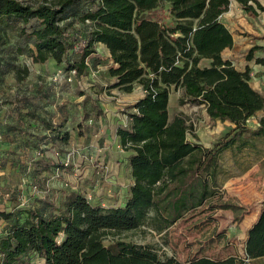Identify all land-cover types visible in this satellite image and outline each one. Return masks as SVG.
I'll list each match as a JSON object with an SVG mask.
<instances>
[{
    "label": "trees",
    "instance_id": "trees-1",
    "mask_svg": "<svg viewBox=\"0 0 264 264\" xmlns=\"http://www.w3.org/2000/svg\"><path fill=\"white\" fill-rule=\"evenodd\" d=\"M78 1L43 0L32 5L0 0V18L22 21L19 33L29 35L28 57L34 63L51 58L81 75L86 73L88 56L102 43L110 59L105 88L129 92L135 83L142 86L144 95L125 111L128 122L116 128L130 167L126 199L103 206L71 190L59 202L34 197L36 205L27 207L21 221L14 217V209L0 211V218L7 220L0 234V264H235L233 255L180 261L150 244L123 238L144 225L149 231L167 230L214 194L222 152L242 149L250 138L264 136V95L250 84L248 68L239 70L222 56L233 44L220 20L230 0H99L81 15L82 21L90 22L81 41L68 31L69 23L61 22L66 9ZM236 1L253 14L263 9L257 0ZM257 47L249 49L248 59ZM16 51L23 49L18 46ZM202 59L207 62L201 64ZM14 60L6 62L8 69L22 79L29 68ZM255 61L264 65V57ZM174 88L181 89L180 104H202L211 119L230 122L229 130L210 147L190 141L187 117L182 113L169 117L168 98ZM258 111L263 114L255 125L248 124ZM244 252L247 259L264 256V193L260 211L246 230ZM33 255L41 261L33 262Z\"/></svg>",
    "mask_w": 264,
    "mask_h": 264
},
{
    "label": "rangeland",
    "instance_id": "rangeland-1",
    "mask_svg": "<svg viewBox=\"0 0 264 264\" xmlns=\"http://www.w3.org/2000/svg\"><path fill=\"white\" fill-rule=\"evenodd\" d=\"M23 2L35 5L43 0H21ZM99 0H79L72 7L66 9L63 14L62 23H69L68 31L76 36L80 41L85 38L87 26L90 22L82 21L81 15L94 7ZM262 4L263 9L257 8L256 14L244 10L237 3L229 6L226 13L223 14V20L232 35L238 41V45L242 42H259L257 52H264V0H257ZM22 21L16 18H0V64H3L4 71L0 67V96L2 103H12L17 101L27 92L31 96L36 93H30L39 85L42 92L51 98L61 99L64 93L73 100L75 91L79 88L86 89L88 105L91 106L93 98L99 100V92L96 86H90L92 75L90 71L77 76L74 71L65 72L60 66L54 67L48 63L35 64L28 57V48L31 46L29 35H21L19 33ZM21 46L22 53H17L16 48ZM252 47V46H251ZM250 47V48H251ZM249 48V49H250ZM248 50L239 49L244 52L238 55L240 58H247ZM100 52L102 51L98 48ZM228 50L224 51V55H228ZM101 54V53H100ZM10 56H17L16 62L19 65L26 64L29 68L28 75H23L22 79H18L14 70L8 69L6 64L11 59ZM101 56V55H100ZM14 60V62H15ZM242 59L237 63L241 65ZM2 65V66H3ZM254 80H257L261 86H264V78L262 72L258 71L254 74ZM64 90L62 94L60 91ZM177 90L172 93L171 103L169 104V117L182 113L187 117V122L191 125L189 136L195 134V130L210 128L208 139L204 140L207 145H212L224 132L231 127L227 123L212 124L206 117L202 106L192 103L180 104L177 99ZM264 95V87H261ZM119 93V94H118ZM33 94V95H32ZM69 94V95H68ZM107 96L111 99L108 103L110 107H118L117 110L123 116L129 104L128 98H125L122 91L116 92L112 90ZM106 96V98H107ZM40 97V96H39ZM124 97V98H123ZM38 96L32 97L31 100H37ZM85 98V97H84ZM119 98V101L117 100ZM78 99V98H77ZM80 100H82L80 98ZM84 100V99H83ZM73 102V101H72ZM123 108L121 110L120 108ZM257 115L248 119V124L255 125ZM79 134L82 136V150L78 156L69 146V154L67 157L65 168L66 179L62 185L66 189L78 191L85 195L91 202H97L103 206L110 204L122 203L123 196H126L125 183L130 178L128 167L125 164L117 165L116 161L107 153L106 149L95 151L94 145L102 144V139L96 137L91 131L93 125H79ZM110 130V129H109ZM86 134H84V132ZM109 134H112L110 132ZM105 136V134H104ZM211 136V137H210ZM96 138V139H95ZM33 163L40 162L39 155L35 152L32 155ZM46 164L48 162H45ZM81 168H79L80 166ZM257 167V168H256ZM44 170L37 165L31 167L29 173L24 170V166H20L19 173H24L26 179L24 184L29 185L31 191V200L17 205L15 216L21 221L25 217V210L34 203V197L47 196L59 202L62 200V192L58 184L57 187H49L46 181L54 180L53 172L46 166ZM219 173L217 175V183L213 185L214 194L204 200V202L184 213L179 217L167 230L162 232L149 231L146 225L135 230L126 232L123 235L125 240H131L142 244H150L167 255H174L177 258H191L195 256H207L214 259H222L233 255L237 257L235 264H264V256L259 258H245L244 252V225L242 217L247 213H251L256 207L257 197L264 188V136L252 137L249 139V145L242 148H231L221 153L219 158ZM56 188V189H55ZM52 189V192H51ZM11 222V221H10ZM7 226V220L0 218V232L4 231ZM111 237L105 238L104 247L110 243ZM242 259V261H240ZM244 259V260H243ZM33 262L39 263L41 260L33 255Z\"/></svg>",
    "mask_w": 264,
    "mask_h": 264
},
{
    "label": "crops",
    "instance_id": "crops-1",
    "mask_svg": "<svg viewBox=\"0 0 264 264\" xmlns=\"http://www.w3.org/2000/svg\"><path fill=\"white\" fill-rule=\"evenodd\" d=\"M233 3H237L239 6H241L236 0H230L227 9ZM227 9L220 16V20L224 24L225 22L223 20V14L226 13ZM232 37L233 44L231 47L225 48L222 51L223 58L229 59L239 70H245L248 68L250 72V84L254 88L261 91V87L264 86H261L260 83L253 78L254 74H256L258 71L262 72V77L264 78V65L255 61L256 57H264V52H257V47L253 51V56L250 59L244 57L240 58L238 56L244 54V52L239 50L241 47L242 49L248 50L254 45L260 47V43L247 41L242 42L243 45L241 46L240 44L238 45V41L233 35ZM98 48H100L102 51L100 52ZM96 49L97 51L92 53L91 56H88L87 58L88 66L86 71L89 70L92 75V78H90V86H96L97 91L99 92L98 94H100L99 100L93 98L91 106L88 105V102L86 101L88 94L86 95L87 91L84 88H79L75 91L73 97H76L73 100H70L69 96H65L66 94L64 93V90L60 91L62 94L64 93L60 100L56 98L57 96L55 98L46 96L45 98V94L47 93H41L42 88L39 85L35 86V89L33 88L32 91L30 90V93H36V96H38V101L31 100L32 97L36 98V96H31V94H27V92H25V94L17 101L3 104L2 98L0 96V211L11 212L16 208L17 205L23 204V202H28L32 199L30 197L31 191L29 190V185L26 186V184H24L26 175L23 172L19 173V168L22 165L24 166V170H27L29 173L31 167H34V165H37V163L38 167L42 170L45 169V162L52 163L53 165H51L49 169L53 172L54 177H58L54 178L52 181L49 179L46 181V185L48 186L46 190H50L49 187L51 186L57 187L56 185L58 184V187L61 188L60 191L62 192V197L67 192L71 191L70 189L63 187L62 185L65 183L63 180L60 181L58 178L66 179L65 168L66 165H68L66 161L70 151L69 146L72 143H75L76 139H79V142L77 141L76 144L72 145V147H74L72 150L75 151L78 156L81 152H83V138L78 132L80 131V129H78L79 125H85L86 127V125L92 124L94 129H91V131L95 133L96 137L102 139V144L94 145V150L97 151V149H106V152L110 153V156L116 161V164L122 161V163L117 165L121 166V164L126 163L130 176L128 160L124 156L122 147L119 145L118 138L116 136L117 126L126 124L128 122V118L126 114L123 116V112L121 113L116 109L120 107L119 103L118 107H110L107 103L111 100L107 96V91L109 93L112 90H115L116 92L122 90L117 88H105V85L109 80V52L106 46L102 43H98L96 45ZM225 50H228V55H224ZM240 59L243 60L241 65L237 63ZM206 62V59L201 60V64H205ZM43 63H48L54 67L60 66L63 68L62 64H56L51 58L47 59ZM65 72L68 73L67 70H65ZM174 90L178 91L177 99L181 93L180 88L171 89L168 98V108L169 104L171 103L172 93ZM122 94L125 98H128L127 102L129 104L126 106V110H131L130 105L144 95V90L139 83H135L131 91H122ZM25 96H28L29 100H24L23 98ZM80 98L82 100H80ZM117 100L119 101V98H117ZM197 106L203 107L206 117L212 124L227 123L231 125V123L228 121H221L217 118L211 119L206 113L205 107L202 104H198ZM120 109L123 110L122 107ZM262 114L263 111H258L256 115L258 117ZM83 132L86 134L85 131ZM110 132H112V134H109ZM208 132H211L209 127H206V129L202 131L200 128H198L195 130V134L192 137L189 136L188 132L187 138L204 148L210 147V145H207L204 141L205 139H208ZM56 134H59L60 136H64L63 134H65V137L57 138ZM35 152L39 155L41 161L35 162L34 164L32 155L35 154ZM79 168H81V166ZM129 181L130 178L128 183ZM128 183H125L124 185L126 190ZM263 193L264 188L256 198L257 202L254 210L249 214L246 213L242 217V221L245 223L244 241L246 238V230L254 222L260 211ZM40 197H47V195L44 194V196ZM125 199L126 196H123L122 200L124 201ZM122 203L110 205H120ZM1 233L3 232H0V234ZM177 259L180 261L187 260V258Z\"/></svg>",
    "mask_w": 264,
    "mask_h": 264
}]
</instances>
